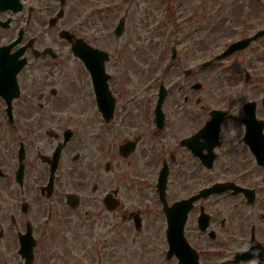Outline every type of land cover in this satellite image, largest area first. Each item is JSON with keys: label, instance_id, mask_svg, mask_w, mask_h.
<instances>
[{"label": "flooded vegetation", "instance_id": "flooded-vegetation-1", "mask_svg": "<svg viewBox=\"0 0 264 264\" xmlns=\"http://www.w3.org/2000/svg\"><path fill=\"white\" fill-rule=\"evenodd\" d=\"M58 9V0H0V264H123L110 234L122 243L124 222L163 240L169 264H264V0H215L201 24L212 40L199 37L213 45L215 82L190 84L180 104L165 89L158 104L148 82L124 97L129 76L84 46L98 47L84 32L92 13L59 26ZM50 30L58 41L45 44ZM57 42L88 64L43 53Z\"/></svg>", "mask_w": 264, "mask_h": 264}, {"label": "rangeland", "instance_id": "rangeland-1", "mask_svg": "<svg viewBox=\"0 0 264 264\" xmlns=\"http://www.w3.org/2000/svg\"><path fill=\"white\" fill-rule=\"evenodd\" d=\"M219 1L220 5L224 6L227 0ZM47 2L52 0H44V3ZM98 3L103 6L109 4L114 6L106 10L102 16L105 17L103 22H99L102 18L100 15H93L91 27L84 32L90 31L93 43L109 51L110 59L107 63L109 70L115 69L120 72L119 74L129 76V78H122V81L123 79L124 82L126 81L127 92H123L124 97L129 96L136 89L139 91L143 85L147 87V82L154 84L155 88L158 87L159 82H162L171 95L168 101H177L180 104L182 91L189 88L195 81H202L203 85L209 87L214 84L216 72L213 65L206 69L199 68L202 59H208L213 45L206 47L207 50H203V53L196 51L194 54L193 48H198L197 42H199L200 33L204 30L196 26L202 23L205 16L211 15L210 8L214 6L215 0H72L71 2L68 0L65 15L59 26L67 25L64 23L66 21L69 24L71 21H76L79 14L83 20L87 12L95 7L92 5ZM202 11L203 16H201ZM122 15H126L125 30L120 38H115L112 28ZM45 35L48 37H44L45 44H49V38L58 41L55 30L47 31ZM201 36L212 40V33L205 31L201 33ZM57 43L60 53H69L66 44ZM171 46H174L177 51L174 59L170 58ZM185 69L191 70L190 75H183ZM223 78L226 77L220 79ZM215 80L217 81L216 78ZM226 84L225 79L217 83V85ZM153 87L144 94L153 92ZM140 93H136L138 98L134 102L144 101ZM2 213H5L4 210L1 215ZM103 223L106 225H102V228L98 225L99 223L96 225L93 223L92 232L100 233L101 230L108 229L110 224H114L110 221ZM154 225L156 226L155 238H158L161 223L156 222ZM132 231L131 223L124 222L121 231L123 232L122 243L119 235L110 234V237L117 238L113 243H117L119 249L120 247L123 249V264H169L165 262L162 254L163 240L162 244L161 241H156L157 239L152 241L153 232L150 233L147 228L142 229L141 233Z\"/></svg>", "mask_w": 264, "mask_h": 264}, {"label": "water", "instance_id": "water-1", "mask_svg": "<svg viewBox=\"0 0 264 264\" xmlns=\"http://www.w3.org/2000/svg\"><path fill=\"white\" fill-rule=\"evenodd\" d=\"M84 59L87 61L86 57ZM97 94H98V91H97ZM101 109H103V108L101 107Z\"/></svg>", "mask_w": 264, "mask_h": 264}]
</instances>
